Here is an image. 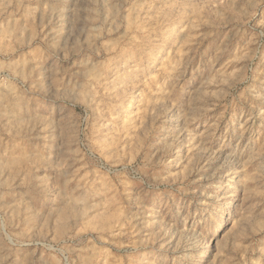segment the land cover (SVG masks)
Here are the masks:
<instances>
[{
	"label": "rangeland",
	"instance_id": "374dc122",
	"mask_svg": "<svg viewBox=\"0 0 264 264\" xmlns=\"http://www.w3.org/2000/svg\"><path fill=\"white\" fill-rule=\"evenodd\" d=\"M0 264H264V0H0Z\"/></svg>",
	"mask_w": 264,
	"mask_h": 264
}]
</instances>
